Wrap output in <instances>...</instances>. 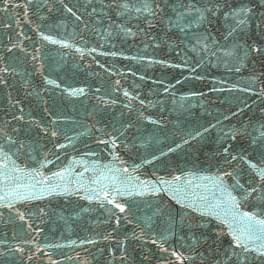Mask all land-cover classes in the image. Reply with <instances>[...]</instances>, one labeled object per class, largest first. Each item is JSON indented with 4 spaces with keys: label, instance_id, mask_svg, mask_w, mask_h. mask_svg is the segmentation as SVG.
<instances>
[{
    "label": "water",
    "instance_id": "obj_1",
    "mask_svg": "<svg viewBox=\"0 0 264 264\" xmlns=\"http://www.w3.org/2000/svg\"><path fill=\"white\" fill-rule=\"evenodd\" d=\"M15 2L22 4L24 0ZM64 3L77 5L82 19L77 21L64 13L59 0H34L28 15L31 23L21 16L19 26L12 12L0 11V53L6 52L9 36L14 42L23 40L26 49L25 52L13 49L12 53L4 56L5 62L15 67L16 72L0 74L8 81L7 85H0V127L10 122L9 133L14 136L11 128H19L20 138L25 141L26 148L31 146L28 151L36 150L32 154L37 156V160L43 159L47 150L55 153L49 155L54 163L42 169L47 176L51 177L52 172L61 168H68L70 171L65 180L75 188L81 183L89 184L98 176L99 172H93V168L99 170L105 165L118 167V162L113 161L109 154L110 145L105 148L97 143L100 138H109L104 133L118 137V150L129 165L132 163L131 154L150 159L149 154L159 155V150L167 152L169 146L175 148L176 144H180V148L162 157L161 161L167 159L185 172L195 171L197 176L217 174L216 168L212 167L216 164L213 156L224 138L230 137L233 131L247 128L252 136H259L253 127L258 128L260 123H264V96L257 94L260 82L252 77L259 76L264 80L261 75L264 74V56L252 55L239 65L240 71L236 72L229 70L230 64L192 51L186 41L177 47V30L169 32L165 24H158L145 34L139 31L146 27L143 22L137 27L135 20L128 22L127 18L115 14L108 19L99 0H93L92 5H88L87 0H64ZM50 6L51 12L48 11ZM92 6L97 8V12L89 15ZM14 11L22 13L23 9ZM4 24L11 27L5 28ZM117 24L130 27L135 35H125L116 27ZM37 26L45 35L65 41V44L44 40ZM18 32L25 33L30 39L17 37ZM245 38L249 43L253 40L260 42L262 35L253 25ZM157 44L159 47H156ZM93 48L96 51H91ZM112 52L117 55H111ZM33 55L37 57L35 60ZM49 80L56 83H48ZM116 81L120 84L117 85ZM248 87H252L253 91L243 90ZM72 88H83L84 94L72 96L68 91ZM97 89L100 91L97 92ZM125 90L130 94L127 98ZM113 100L116 103L113 104ZM141 100L144 104L140 103ZM141 112L159 123L141 118ZM12 115L23 116L24 119L13 120ZM53 118L59 133L57 138L45 135L43 131L52 126ZM129 123L133 126L125 131ZM204 128L209 131L204 132ZM120 132L124 134L120 135ZM197 132L202 135L196 136ZM185 139L189 143L184 144ZM57 142L67 147L56 149L54 144ZM229 142L234 148H245L250 158L259 162L255 146L249 147L251 137H238L237 141ZM0 143H3L2 137ZM24 158L21 157L17 163ZM136 162L139 163V160ZM28 163L30 167L39 168L35 161L29 159ZM85 167L89 171L85 172ZM153 172L169 179V172L180 174L175 168H165L160 161L143 165L139 170V173L145 174L142 179H155ZM188 179H192L193 185L207 183L212 191L209 182L193 177ZM196 191L202 192L203 189ZM205 194L211 199L210 193ZM83 196V191L69 192L28 203L27 208L37 213L40 207L45 209L47 215L30 217L33 227L42 231L29 230L26 225L22 230L21 222L13 219L15 213L0 208L3 212L0 216V241H7V244L0 243V252L5 253L0 256V264H48L44 254H51L59 264H121L122 253L127 256L123 264H159L160 257L168 258L167 253H161L151 243L159 235L165 237V247L170 250L172 247L180 249L183 244L180 250L185 255L189 254L191 246L204 253L206 262L213 259L209 244L197 245L187 227L181 230L191 210L177 204L167 193H162L159 198L146 196L129 201L132 213L127 218L117 211L121 216L119 226L108 211L111 205L105 203L101 208L98 202L90 203ZM17 207L22 205L17 204ZM193 216L198 214L193 213ZM200 224V227L191 230L198 238H202V234L214 238L221 230L227 231L226 226L215 217H205ZM142 229L144 235H141ZM14 230L22 238L39 243L42 253L31 262L26 256L7 253L6 249L17 243L12 238ZM134 235L140 238L136 239ZM105 236L108 238L105 239ZM228 239L230 236L224 239L225 248ZM88 240L94 242L81 243ZM49 244L61 247H44ZM25 247L34 250L32 245Z\"/></svg>",
    "mask_w": 264,
    "mask_h": 264
},
{
    "label": "snow or ice",
    "instance_id": "obj_2",
    "mask_svg": "<svg viewBox=\"0 0 264 264\" xmlns=\"http://www.w3.org/2000/svg\"><path fill=\"white\" fill-rule=\"evenodd\" d=\"M59 2L64 13L75 17L77 21L82 19V16L78 15L79 8L77 5L69 6V4L64 3V0H59ZM99 2L108 19H111L112 15L115 14L117 17L127 18L128 22L135 20L137 27L143 22L146 27L139 29V31H143L145 34L150 33L158 24H165L169 32L173 29L177 30V47L185 44L186 41L187 45H191L192 51L204 53L208 57H215L217 61L230 64L229 70L234 69L239 72V65H243L254 54L264 56V0H108L107 3L99 0ZM33 3L34 0H24L22 4L16 3L15 0H0V5H2L0 11L12 12L16 17L17 26H19L21 16L31 23L28 20V15L32 11ZM87 4L92 5L93 0H87ZM21 8L23 9L22 13L14 11ZM48 11H52L51 6ZM96 12L97 8L92 6L89 15ZM253 25L261 33L262 39L260 42L253 40L249 43L245 37L248 36ZM3 26L5 28L11 27L10 24ZM87 26L85 24V28ZM116 27L125 35H135L132 29L124 24H117ZM37 31L44 40L51 41L53 44H65V41L55 40L51 35H45L44 32L39 31V26H37ZM181 33L183 34L182 37L180 36ZM16 35L25 40L30 39L23 32H18ZM9 45H5V53H0V74L16 72V68L4 60L7 53H12L13 49H19L21 52L26 51L23 40L17 39L14 42L13 38L9 36ZM156 47H159V44ZM91 51L94 52L96 49L93 48ZM111 55L115 56L117 53L112 52ZM36 58L35 55L32 56L33 60ZM160 62L165 63V61ZM261 75L264 76V74ZM252 79L260 82L259 93L257 94L264 96V80H261L259 76H253ZM48 83L56 82L49 80ZM7 84L8 81L4 75H0V85ZM116 84L119 85L120 82L116 81ZM57 87H59L58 84ZM243 90L253 91V88L248 87ZM68 91L72 96L84 94L83 88H72ZM96 91L99 92L100 89ZM129 95V92L125 90L124 96L127 98ZM111 102L116 103L115 100ZM140 103L144 104V101L141 100ZM20 111L22 112L23 109L21 108ZM140 116L152 123H159V121L152 120L151 116H144L142 112ZM12 119L23 120L24 117L12 115ZM9 123L6 122L0 127V137L3 138V143H0V208H6L15 213L13 219L21 222L22 230L26 225L29 230L42 231L33 227L30 217L37 214L40 216L47 215L45 209L40 207L37 213L35 210L27 208V204L32 201L43 200L46 197L83 191L84 196L82 198L90 203L96 201L101 208L104 207L105 203L111 205L112 208L108 211L115 219L116 225L119 226L121 216L117 214V211L120 214H125V218H127V215L132 213V205L129 201L134 202L135 198L146 196L159 198L162 193H167L177 204L191 210L186 223L181 225V230L183 231L187 227L197 245L209 244L213 259L206 262L204 253L197 252L196 248L191 246L189 254L185 255V252L180 250L183 249V244H181L180 249L172 247L170 250L165 247V237L159 235L156 239H152L151 243L156 245L161 253L168 254L167 259L163 256L159 258V264H197V256L199 257V264H264V123H260L258 128L253 127V131L259 132L258 137L252 136L251 132L244 128L242 131H233L230 137L224 138L220 149L213 156V159L216 160V164L212 165L217 170L215 176H197L195 171L185 172L167 159L161 161L162 157H167L176 148H180V144H176L175 148L169 146L167 152L162 149L159 150V155L149 154L150 159L131 154L132 163L129 165V162L122 158L118 150L120 147L118 137L112 133H104L109 138H100L97 143L104 145L105 148L110 145L109 154L113 161L118 162L119 166L105 165L103 169L99 170L93 168V172H99L98 176L89 184L81 183L75 188L70 187L71 182L65 180L66 174L70 171L68 168H61L52 172L51 177L47 176L42 169L48 164L54 163L53 160L49 159V155H55V153L47 150L43 159L37 160V156L32 154L36 150L28 151L31 146L26 148L25 141L20 138L19 128H11V133H14L15 136L9 133ZM55 124L56 119L53 118L52 126L43 129L45 135L52 138L58 137L59 133ZM132 126L129 123L125 126V131ZM211 127H215V125H211ZM114 131L118 130L114 129ZM203 131L207 132L209 129L204 128ZM123 134L120 132V135ZM200 135H202L201 132L196 133V136ZM244 136L251 137L249 147L255 146L259 162L250 158V154L245 148H234L233 143L229 142V140L235 142L238 137ZM192 138L195 139V137ZM183 143L187 144L189 141L185 139ZM66 147V144L58 142L54 144L56 149ZM129 151L131 153V150ZM21 157L25 158L21 163H17ZM29 159L38 163L39 168L30 167ZM56 159L59 160L58 155ZM137 160L139 163L136 162ZM154 161H160L167 169L175 168L180 174L174 175L169 172V179L157 176L153 172L152 175L155 176V179H142V175L145 174L139 173V170L143 165H150ZM84 171H89V168L85 167ZM134 173L139 174L134 175ZM36 177H40V179L37 180ZM188 177L209 182L212 191H210L207 183L193 185L192 179H188ZM242 179L244 182H241ZM196 189H203V191L197 192ZM205 193H210L211 199ZM17 204H21L22 207H17ZM193 213H197L198 216H193ZM0 216H3V212H0ZM205 217H215L220 220L221 224L226 226L227 231L221 230L216 233L214 238L203 234L202 238H198L191 230L200 227V221ZM149 219L151 218L149 217ZM148 227L151 228L152 225L149 224ZM141 235H144L143 229ZM229 236L230 239L227 240V247L225 248L223 242ZM12 238L17 243L14 247H8L7 253L18 254L20 257L26 256L29 262L42 253L39 243L32 239L22 238L21 234L15 230ZM107 238L108 236H105V239ZM134 238L139 239L140 237L134 235ZM209 241L211 242L209 243ZM85 242L93 243L94 241H81V243ZM0 243L7 244V241H0ZM28 245H32L34 250L26 249L25 246ZM212 245H216V247H212ZM44 247L60 248L61 245L49 244ZM193 252L196 254L193 255ZM3 255L5 253L0 252V256ZM44 255H47L48 264H59L57 260L52 259L51 254ZM173 257L174 259H171ZM40 259H43V256H40ZM65 259L70 260L71 257H65ZM126 259V254L122 253L121 264Z\"/></svg>",
    "mask_w": 264,
    "mask_h": 264
}]
</instances>
